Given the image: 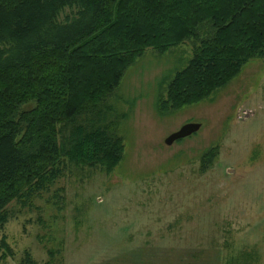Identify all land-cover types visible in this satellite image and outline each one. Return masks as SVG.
<instances>
[{
  "label": "rangeland",
  "instance_id": "374dc122",
  "mask_svg": "<svg viewBox=\"0 0 264 264\" xmlns=\"http://www.w3.org/2000/svg\"><path fill=\"white\" fill-rule=\"evenodd\" d=\"M193 51L149 49L126 70L107 101L122 162L109 174L71 167L32 209L12 204L0 246L13 254L0 264H264V60L205 101L161 111ZM188 123L202 128L167 146Z\"/></svg>",
  "mask_w": 264,
  "mask_h": 264
},
{
  "label": "trees",
  "instance_id": "16d2710c",
  "mask_svg": "<svg viewBox=\"0 0 264 264\" xmlns=\"http://www.w3.org/2000/svg\"><path fill=\"white\" fill-rule=\"evenodd\" d=\"M187 42L193 57L168 83L163 112L264 60V0H0V228L12 204L32 209L71 167L113 172L125 146L109 97L149 49ZM216 158L204 156L202 172ZM0 252L13 254L6 240Z\"/></svg>",
  "mask_w": 264,
  "mask_h": 264
},
{
  "label": "water",
  "instance_id": "95a60500",
  "mask_svg": "<svg viewBox=\"0 0 264 264\" xmlns=\"http://www.w3.org/2000/svg\"><path fill=\"white\" fill-rule=\"evenodd\" d=\"M202 128V124L200 123H188L181 127L180 130L171 134L167 137L165 143L167 146H172L178 141L189 138L194 134H197Z\"/></svg>",
  "mask_w": 264,
  "mask_h": 264
}]
</instances>
